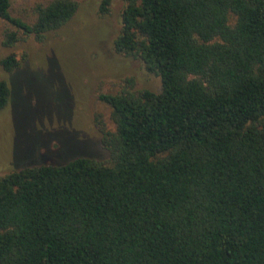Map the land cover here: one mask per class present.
Segmentation results:
<instances>
[{"label": "trees", "instance_id": "obj_1", "mask_svg": "<svg viewBox=\"0 0 264 264\" xmlns=\"http://www.w3.org/2000/svg\"><path fill=\"white\" fill-rule=\"evenodd\" d=\"M122 1L114 50L160 90L98 94L115 124L109 164L0 178V264H264V0ZM11 3L0 0L5 48L42 41L76 10L53 0L26 23ZM10 94L0 80V112Z\"/></svg>", "mask_w": 264, "mask_h": 264}, {"label": "rangeland", "instance_id": "obj_2", "mask_svg": "<svg viewBox=\"0 0 264 264\" xmlns=\"http://www.w3.org/2000/svg\"><path fill=\"white\" fill-rule=\"evenodd\" d=\"M51 1L12 0L9 13L31 23L33 7ZM71 1L73 16L42 41L23 36L5 48L2 33L11 27L0 21V61L13 55L20 62L11 73L0 66V80L11 92L0 112V178L25 166L65 164L77 157L109 164L103 140L115 124L98 94L160 90L159 78L139 59L114 50L123 1L109 0L105 13L103 0Z\"/></svg>", "mask_w": 264, "mask_h": 264}]
</instances>
